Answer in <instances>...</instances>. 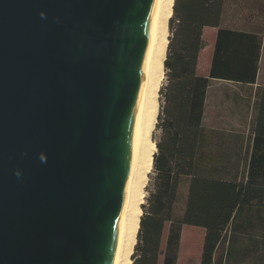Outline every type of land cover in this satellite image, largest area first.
I'll return each instance as SVG.
<instances>
[{
    "label": "water",
    "instance_id": "water-1",
    "mask_svg": "<svg viewBox=\"0 0 264 264\" xmlns=\"http://www.w3.org/2000/svg\"><path fill=\"white\" fill-rule=\"evenodd\" d=\"M153 0H0V264H110Z\"/></svg>",
    "mask_w": 264,
    "mask_h": 264
},
{
    "label": "trees",
    "instance_id": "trees-1",
    "mask_svg": "<svg viewBox=\"0 0 264 264\" xmlns=\"http://www.w3.org/2000/svg\"><path fill=\"white\" fill-rule=\"evenodd\" d=\"M224 3L173 0L163 60L166 83L159 89L162 104L156 127L160 136L155 142L151 186L141 205L132 264H177L182 226L186 224L204 229L199 264L222 262L214 253L224 243L223 232L234 204L231 187L236 182L205 177L200 169L206 89L213 79L254 83L262 44L261 33L220 26ZM206 26L218 27L207 76L197 67ZM261 88L264 90V84ZM260 97L262 114L264 92ZM244 184L248 188L264 185V175L249 172ZM248 244L260 248L262 241L249 240Z\"/></svg>",
    "mask_w": 264,
    "mask_h": 264
},
{
    "label": "crops",
    "instance_id": "crops-1",
    "mask_svg": "<svg viewBox=\"0 0 264 264\" xmlns=\"http://www.w3.org/2000/svg\"><path fill=\"white\" fill-rule=\"evenodd\" d=\"M220 26L261 33L262 44L254 83L213 79L206 89L205 137L200 141L204 160L200 169L205 177L236 182L231 187L234 204L223 232L224 243L214 255L222 257L221 264H264V185L248 188L244 184L249 172L264 175V113L260 112V95L264 92L261 88L264 84V0H225ZM217 30L218 27L203 28L205 45L199 53L197 67L205 76L210 68ZM241 182L243 184H239ZM182 191L184 200L186 189ZM247 191L249 194H244ZM187 230L197 231L198 237H187L186 255L193 253L195 245L199 251L193 262L187 259L185 264H199L204 229L188 224L182 226L177 264ZM249 240H260L262 246L250 248Z\"/></svg>",
    "mask_w": 264,
    "mask_h": 264
},
{
    "label": "bare ground",
    "instance_id": "bare-ground-1",
    "mask_svg": "<svg viewBox=\"0 0 264 264\" xmlns=\"http://www.w3.org/2000/svg\"><path fill=\"white\" fill-rule=\"evenodd\" d=\"M165 1L153 0L149 43L139 66L134 129L127 155L121 199L114 218L110 264L130 263L126 255L138 229L140 214L138 201L142 197V182L152 164L154 144L150 141L149 135L154 113V93L159 80L160 59L166 43L163 21L169 16L165 13L164 5H172V0Z\"/></svg>",
    "mask_w": 264,
    "mask_h": 264
},
{
    "label": "rangeland",
    "instance_id": "rangeland-1",
    "mask_svg": "<svg viewBox=\"0 0 264 264\" xmlns=\"http://www.w3.org/2000/svg\"><path fill=\"white\" fill-rule=\"evenodd\" d=\"M172 3H173V0H172ZM164 10H165V13L168 14L169 16L166 17L164 19V21H163V32H164V36L166 38V43L164 44V51H163V54L161 55V59H160L161 65H160V68H159V80H158V85H157L155 93H154V95H155V99H154L155 100L154 101V113H153L152 122H151V124H152L151 126L152 127H151V131H150V135H149L150 141H152L153 144H154L153 154L156 151L155 142L159 139V136H160V130L157 129V127H156L157 116H158V114L160 112V108H161V104H162V99H161V95H160L159 89L166 83V75H165V69H164V65H163V60L165 58L164 56H165L166 47H167L166 44H167L168 35H169V17H170L171 12H172V5L171 6H167L165 4L164 5ZM153 154H152V160H153ZM152 173H153V169H152V164H151L150 170L147 173V176H146L145 180L142 182V188H141V193H142L141 196L142 197L138 201V208H139V211H140L138 220H140L139 218H140V215L142 214L141 205L143 203H145L147 192H148V190H149V188L151 186L150 185V179H151ZM190 235H193L194 237H198V232L197 231L191 232V230H187L184 233V240L182 242V250H181V254H180V262H178V264H185L187 259H190V261L193 262L195 260V257H197V252L199 251V247L197 245L194 246L193 253H191L190 256L186 255V252L188 251V245H189L187 237L190 236ZM136 241H137V231L135 233V236H134L131 244L128 247V252H127L128 254L126 255L127 258L130 260V263H128V264H132V262H131L132 261V254L134 252V246H135Z\"/></svg>",
    "mask_w": 264,
    "mask_h": 264
}]
</instances>
